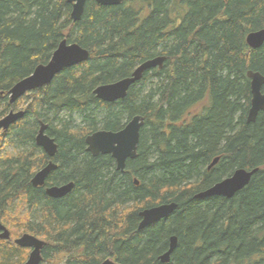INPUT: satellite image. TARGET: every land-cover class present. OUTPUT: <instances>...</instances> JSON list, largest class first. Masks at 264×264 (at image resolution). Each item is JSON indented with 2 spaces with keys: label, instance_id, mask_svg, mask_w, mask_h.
I'll use <instances>...</instances> for the list:
<instances>
[{
  "label": "trees",
  "instance_id": "obj_1",
  "mask_svg": "<svg viewBox=\"0 0 264 264\" xmlns=\"http://www.w3.org/2000/svg\"><path fill=\"white\" fill-rule=\"evenodd\" d=\"M71 8L67 0H0V118L25 112L0 131V220L11 228L0 264L25 262L29 249L13 241L24 232L46 242L45 264H264V114L246 118V72L264 74V44L251 49L246 35L264 28V0H87L79 21ZM64 38L88 59L10 104L9 89ZM159 55L163 68L146 71L124 99L93 94ZM134 115L144 118L138 156L123 173L109 154L86 151L88 134L118 131ZM40 121L58 145L57 168L34 187L50 159L35 143ZM256 167L231 198L194 197ZM70 181L62 198L45 193ZM169 202L177 204L170 215L138 229L141 209ZM172 235L177 245L160 262Z\"/></svg>",
  "mask_w": 264,
  "mask_h": 264
},
{
  "label": "water",
  "instance_id": "obj_2",
  "mask_svg": "<svg viewBox=\"0 0 264 264\" xmlns=\"http://www.w3.org/2000/svg\"><path fill=\"white\" fill-rule=\"evenodd\" d=\"M87 0H67L71 3L72 8L70 17L73 21H79L84 11ZM100 5H119L125 0H95ZM246 43L251 49H257L264 44V28L249 32L246 35ZM89 57V51L78 43L68 42L62 39L56 49L53 51L47 63L38 64L28 76L17 81L8 91V101L10 104L16 102L27 92L44 87L50 84L53 78L63 69L86 61ZM166 57L164 55L155 56L139 63L130 76L121 78L111 83L99 84L93 89L96 98L112 103L124 99L128 89L138 82L143 74L153 68L162 69ZM247 78L250 80L251 100L247 114V122L251 123L256 120L259 112L264 114V74L258 71L248 70ZM24 110H10L0 118V131L7 130L13 123L24 116ZM144 124V118L141 115H134L118 131L105 129L96 130L85 137L86 151L93 156L99 154H109L115 162L116 170L123 173L126 168V161L138 156L137 148L140 140L141 128ZM35 143L50 158L49 161L37 170L32 178L31 184L34 187L44 186L47 177L57 168V163L52 159L58 151V145L54 138L47 133V124L40 121ZM219 158H214L208 165L210 170L217 164ZM258 167L247 170L237 168L230 176L214 183L209 188L197 193L195 198H206L211 196H223L231 198L243 189L249 182L252 175L257 172ZM135 184L138 181L134 180ZM74 187V182H66L59 185H50L45 187V193L52 198H62ZM177 208L175 202L162 203L151 207L143 208L139 211L140 222L138 229L141 230L155 222H158L170 215ZM0 239H10V231L0 220ZM14 243L22 248L29 249L28 257L22 264H42V248L46 242L39 237L24 232L17 238ZM177 245V237L172 235L169 238L168 249L158 258L160 262L167 263L170 255ZM66 264V263H60ZM101 264H119L111 258L104 259Z\"/></svg>",
  "mask_w": 264,
  "mask_h": 264
},
{
  "label": "rangeland",
  "instance_id": "obj_3",
  "mask_svg": "<svg viewBox=\"0 0 264 264\" xmlns=\"http://www.w3.org/2000/svg\"><path fill=\"white\" fill-rule=\"evenodd\" d=\"M193 111H196V108L193 110ZM65 113H63L62 115H64ZM77 122H79V121H77ZM10 150L12 149V148H9ZM16 149L17 150H20V148H17L16 147ZM1 154H3V150H0V155ZM4 225L8 228V230L11 232V228L9 227V226H7L5 223H4ZM19 236V235H18ZM17 238V237H16ZM41 239V238H40ZM61 263H65L64 261L63 262H61ZM42 264H45V263H42ZM60 264V263H59Z\"/></svg>",
  "mask_w": 264,
  "mask_h": 264
},
{
  "label": "bare ground",
  "instance_id": "obj_4",
  "mask_svg": "<svg viewBox=\"0 0 264 264\" xmlns=\"http://www.w3.org/2000/svg\"><path fill=\"white\" fill-rule=\"evenodd\" d=\"M9 111H10V110H9ZM9 111H8V112H9ZM8 112H7V113H8ZM246 118H247V117H246ZM39 123H40V122H39ZM167 249H168V248H167Z\"/></svg>",
  "mask_w": 264,
  "mask_h": 264
}]
</instances>
